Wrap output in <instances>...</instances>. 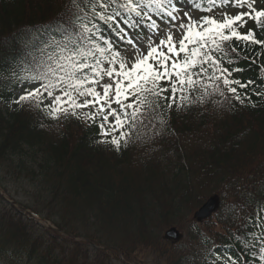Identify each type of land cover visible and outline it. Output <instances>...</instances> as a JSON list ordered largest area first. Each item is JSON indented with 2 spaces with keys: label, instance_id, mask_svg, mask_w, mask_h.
<instances>
[{
  "label": "trees",
  "instance_id": "1",
  "mask_svg": "<svg viewBox=\"0 0 264 264\" xmlns=\"http://www.w3.org/2000/svg\"><path fill=\"white\" fill-rule=\"evenodd\" d=\"M69 2L0 0V189L13 202L0 198V264H133L147 251L164 264H212L216 254L242 255L236 212L264 202V100L254 96L252 107L213 97L173 109L119 152L81 121L17 106L20 87L5 66L30 30L55 26ZM239 66L245 80L264 78L248 61ZM213 195L219 210L198 223L193 214ZM172 227L184 235L178 243L164 239ZM246 256L256 264L258 256Z\"/></svg>",
  "mask_w": 264,
  "mask_h": 264
},
{
  "label": "snow or ice",
  "instance_id": "2",
  "mask_svg": "<svg viewBox=\"0 0 264 264\" xmlns=\"http://www.w3.org/2000/svg\"><path fill=\"white\" fill-rule=\"evenodd\" d=\"M257 29L264 33L256 0H70L55 26L30 30V43L5 66L20 87L12 102L81 121L96 129L97 143L119 152L173 109L213 97L252 107L254 96L264 100V78L236 75L245 71L241 60L264 73ZM236 218L243 258L216 254L212 264H252L246 252L264 264V202L251 213L240 208Z\"/></svg>",
  "mask_w": 264,
  "mask_h": 264
},
{
  "label": "water",
  "instance_id": "3",
  "mask_svg": "<svg viewBox=\"0 0 264 264\" xmlns=\"http://www.w3.org/2000/svg\"><path fill=\"white\" fill-rule=\"evenodd\" d=\"M219 208V198L217 196H213L209 198L203 206L196 211L194 214V218L200 222L209 218L212 214H214ZM166 240L179 241L181 239V235L177 232L176 229H170L165 233Z\"/></svg>",
  "mask_w": 264,
  "mask_h": 264
},
{
  "label": "rangeland",
  "instance_id": "4",
  "mask_svg": "<svg viewBox=\"0 0 264 264\" xmlns=\"http://www.w3.org/2000/svg\"><path fill=\"white\" fill-rule=\"evenodd\" d=\"M179 2L181 3V4H183L184 3V0H179ZM231 12H230V14H235L237 11H238V9H236V8H233V9H231L230 10ZM193 13H194V15L196 16V17H199V16H201L200 15V12L198 13V11H196V10H193ZM216 15H220V11H218L217 13H216ZM7 191H9L12 195H17V192L18 191H16V189H15V186H13V185H9V186H7ZM0 193L2 194V195H4V196H6L7 197V195H5L4 194V192L0 189ZM8 198V197H7ZM38 222H40L41 224H43L45 227H50L51 225L49 224V223H47V222H44V221H39L38 219H36ZM137 264H164V262H157L156 260H155V255L154 254H151V252H149V251H147V252H143V253H140L139 255H138V262H136ZM136 263H133V264H136ZM116 264H123V261L121 260V263H116Z\"/></svg>",
  "mask_w": 264,
  "mask_h": 264
}]
</instances>
